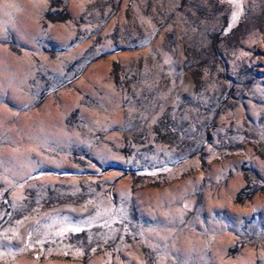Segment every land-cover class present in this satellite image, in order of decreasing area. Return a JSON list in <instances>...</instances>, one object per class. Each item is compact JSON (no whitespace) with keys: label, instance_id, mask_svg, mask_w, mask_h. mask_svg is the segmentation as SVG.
Listing matches in <instances>:
<instances>
[{"label":"rangeland","instance_id":"374dc122","mask_svg":"<svg viewBox=\"0 0 264 264\" xmlns=\"http://www.w3.org/2000/svg\"><path fill=\"white\" fill-rule=\"evenodd\" d=\"M0 264H264V0H0Z\"/></svg>","mask_w":264,"mask_h":264}]
</instances>
